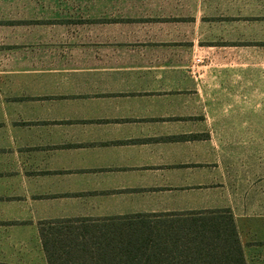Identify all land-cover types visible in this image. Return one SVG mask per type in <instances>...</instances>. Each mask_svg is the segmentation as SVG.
<instances>
[{"label":"crops","instance_id":"0c3cea01","mask_svg":"<svg viewBox=\"0 0 264 264\" xmlns=\"http://www.w3.org/2000/svg\"><path fill=\"white\" fill-rule=\"evenodd\" d=\"M54 1L63 24L44 35L2 26L0 262L48 264L42 226L229 208L247 263L264 264V174L216 194L200 126L230 94L206 87L215 75L254 65L264 79V0Z\"/></svg>","mask_w":264,"mask_h":264},{"label":"trees","instance_id":"16d2710c","mask_svg":"<svg viewBox=\"0 0 264 264\" xmlns=\"http://www.w3.org/2000/svg\"><path fill=\"white\" fill-rule=\"evenodd\" d=\"M183 215L160 223L42 226L48 264H248L231 209Z\"/></svg>","mask_w":264,"mask_h":264},{"label":"rangeland","instance_id":"374dc122","mask_svg":"<svg viewBox=\"0 0 264 264\" xmlns=\"http://www.w3.org/2000/svg\"><path fill=\"white\" fill-rule=\"evenodd\" d=\"M52 0H0V36L6 26L7 39L20 40L32 35L28 26L40 28L63 24V18L48 16L61 9ZM20 26L21 29L12 27ZM51 34V33H50ZM34 35V32H33ZM55 35V33H53ZM204 62L196 58V63ZM254 65L230 66L229 71L206 82L214 90H228L216 97L213 132L216 194L224 182L234 191H255L253 181L264 174V79ZM210 148V145H209Z\"/></svg>","mask_w":264,"mask_h":264}]
</instances>
